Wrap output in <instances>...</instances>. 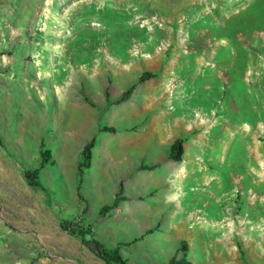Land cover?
Returning a JSON list of instances; mask_svg holds the SVG:
<instances>
[{"label": "rangeland", "instance_id": "1", "mask_svg": "<svg viewBox=\"0 0 264 264\" xmlns=\"http://www.w3.org/2000/svg\"><path fill=\"white\" fill-rule=\"evenodd\" d=\"M0 203V264H264V0H0Z\"/></svg>", "mask_w": 264, "mask_h": 264}, {"label": "trees", "instance_id": "2", "mask_svg": "<svg viewBox=\"0 0 264 264\" xmlns=\"http://www.w3.org/2000/svg\"><path fill=\"white\" fill-rule=\"evenodd\" d=\"M155 74L150 72V71H145L143 73H141L139 76H138V81H144L146 79H149V78H152L154 77ZM134 84L126 90V92L122 95V100H125L126 97H128L133 89H134ZM91 145V142L90 144H88V146L85 147L84 149V161L83 163L80 165V167H87L88 164H89V146ZM180 145L178 143H175L172 147V150H171V158H174L175 160L179 158V154H180ZM115 205V204H114ZM110 208L109 206L107 207H104V209H108ZM103 210V209H102ZM88 245H90L91 249L100 257V258H103L105 259L106 261H110L109 257L110 255H108L104 249L102 248V246L100 245V243L95 240V239H92L91 241H88L86 242ZM114 260L118 261V262H121L120 260V257L119 256H115ZM167 264H191L189 261H186L185 259H178V260H175V259H170V261L167 263Z\"/></svg>", "mask_w": 264, "mask_h": 264}, {"label": "crops", "instance_id": "3", "mask_svg": "<svg viewBox=\"0 0 264 264\" xmlns=\"http://www.w3.org/2000/svg\"><path fill=\"white\" fill-rule=\"evenodd\" d=\"M67 100H68V99H67ZM74 101H75V100H73V99L70 100V101L68 100V101H67L68 105H70V104H72V105H71L70 107L68 106V107L66 108V110L69 111V112H68V115H70V116L72 115L73 119H74V117H75V114H74V113H75V110H76V105H75V102H74ZM66 110H65V112H67ZM68 115H66V116L68 117ZM68 119H69V118H68ZM96 177H98V176H96ZM0 205L3 206V204H1V203H0Z\"/></svg>", "mask_w": 264, "mask_h": 264}]
</instances>
